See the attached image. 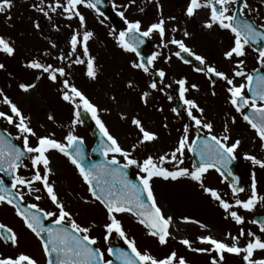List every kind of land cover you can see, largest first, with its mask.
<instances>
[{
    "label": "snow or ice",
    "instance_id": "obj_1",
    "mask_svg": "<svg viewBox=\"0 0 264 264\" xmlns=\"http://www.w3.org/2000/svg\"><path fill=\"white\" fill-rule=\"evenodd\" d=\"M101 2L102 0H53L51 4L47 5V10L41 6L43 0H41V4L32 5L36 11L42 13L49 20H51L49 13H57L59 10V14L65 20L71 21L75 18L78 21V29L73 30L68 40L70 51L66 56L61 53L55 59L63 63L71 58L68 64L69 68L72 64H85V75L91 80L97 78L95 60L90 55L88 48V41L93 38L94 33L88 30L86 17L80 8L90 9L99 16L102 13L99 12L97 6ZM232 5H236V7L232 8ZM12 6V0H0V13H6ZM113 7L116 6L113 5ZM157 8H161V5L157 4ZM246 8H249L247 0H187L184 9V15L189 18L198 10L207 9L208 17L204 27L212 29L216 26L232 34V45L223 53L225 60L232 61L234 57L236 58L231 75L207 64L205 58L195 54L183 40L174 37L166 39V22L163 18L142 28L141 21L129 20L124 12L120 11L117 12V15L126 27L118 34H115L114 30H110L109 35L113 36L117 47L123 52L135 53L137 60L131 63L133 69L145 74H150L151 70L159 78L160 84H163L166 77V72L163 69L154 68V62L160 53L153 52L145 62L138 51L139 46L145 42L144 38L150 39L153 33H157L160 38L159 47L166 48L168 45H174L178 51L173 52L172 55L185 64H188L189 60L185 59L182 54L193 57L199 62V65L205 66L197 67L194 71L203 72L209 78L211 86L215 85L216 80L223 81L227 85V102L255 132L261 142V147L264 148V76H254L253 73L246 72L244 70L245 61L239 59L246 56V46L264 41V17H260L261 22L258 25L250 22L244 18V9ZM6 19H11V17L6 16ZM168 19L175 20L176 17L170 16ZM33 26L37 30L40 29L39 22L34 21ZM66 26L70 27V25ZM52 27L59 31L57 25L53 24ZM171 31L175 33L177 28L172 27ZM188 35L187 32L184 33L185 37ZM49 43L52 48L57 47L52 41ZM81 48L85 59H81L80 55L74 56ZM253 51L257 52V63L264 66V46L253 48ZM0 53L8 57L15 54L13 45L3 37H0ZM44 55H48V53L45 52ZM169 59L170 57H166L165 62L167 63ZM4 67L3 64H0V69ZM24 67L39 73L35 77L37 81L46 75L47 79L55 84L58 77L66 75L65 67L41 63L36 59L28 61ZM213 77L216 80L212 79ZM236 77L242 78L245 83L236 84L234 82ZM254 80L255 85H253ZM174 82L178 85L179 99L184 105L183 111L191 123L183 125L177 146L170 153H164L157 158L148 155L142 160L135 158L133 153L139 146L157 140V134L146 129L141 120L134 117L131 123L138 129L140 135L131 150L125 149L100 119L98 115L100 110L97 106L82 91L70 84L68 79L62 80L60 98L73 108V119L70 126L72 130L68 131L62 141L55 139L52 133L37 135L33 127L30 126V118L26 117L18 105L3 91H0V104L6 108V110H0V120L5 121L16 130L15 136L7 131L0 134V172H7L12 176L10 188L0 180V204L11 206L23 226L37 238L45 264H114L113 259H106L101 248L96 247L98 238L91 233L97 225L94 222L88 225L78 223L59 199L54 185L49 179L52 172L51 160L48 156L50 151H55L67 158L68 162L76 169L82 182L87 185L92 200L102 205L105 210V223L102 225L104 244H110L111 237L115 234L127 246V251L119 247L109 246L107 248L108 256L114 257L116 261H119V264H187L186 259L182 256L178 257L175 251H171L163 258L154 257L148 251H140L135 240L128 237L121 220L117 218L119 214H130L138 224L143 226L149 236L156 239L160 246H165L168 243L172 217L165 216L163 209L157 203L152 187L154 178L165 181L190 179L199 185L204 194L218 203L219 208L225 214V219L230 218L236 225H243L245 219L238 211L233 210L234 208L250 212L257 205L258 200L264 202V197H258L254 172L251 176L250 195L247 199L239 198V193L244 192L245 189L238 186L237 177L232 175L228 165L237 158L236 152L241 141L232 139L229 124L227 122L224 124L220 135L213 134V124L204 118V109L195 100L186 97L189 88L198 91V85H189L185 78L177 79ZM127 86L131 88L132 82L129 81ZM18 87L22 92L27 93L30 89L35 88L36 84L20 83ZM166 87H170V85L158 87L156 79L148 84V88L160 92H164ZM245 88L251 93L250 96L245 95ZM212 95H216L214 90ZM148 96L149 92L144 91L140 95V100L147 104ZM168 98L172 99L171 96ZM113 99L115 98L113 97ZM81 108L91 115V119L99 130L98 150L104 157L102 162L90 163L88 167L84 165L86 153L82 147L83 139L74 134V128L80 121L79 109ZM245 109L247 110L245 111ZM157 110L162 111V109ZM171 111L179 115L176 107H173ZM194 111L200 115H195ZM48 119L51 120L53 117L50 115ZM121 119H125V117L121 115ZM231 123H236L235 117H232ZM192 127L196 129L197 138H190L189 130ZM201 130L206 131L204 139H199ZM33 137L36 140L34 145L30 142ZM12 140H20L22 148L13 144ZM185 149L188 152L196 153L200 159L199 164H194L191 169L179 167L183 163L182 157ZM25 158L30 161L33 173L30 178L17 174L22 166L28 167V165L22 164ZM244 159L251 161L254 166L264 169V159L247 153L244 154ZM167 163H172L173 169L165 167L164 165ZM133 167L137 169L136 182L128 177L127 170ZM209 170H215L221 176L227 173V176L231 177L228 187L231 190L233 202L224 199L216 189L205 186L204 177ZM37 184L42 187H35L34 185ZM22 189H27L30 195L41 191L46 192L55 210H45L36 203L24 204L25 194ZM34 199L39 201L41 196L34 195ZM183 219L185 222L198 223L187 217ZM45 221L49 223H45ZM250 223L258 225L259 231L264 233V220L252 219ZM200 227L204 228L205 225L200 224ZM241 237L247 238V242L243 246L239 244ZM228 239L231 240L230 244L225 242ZM0 240L10 243L12 247L19 245L18 234L3 223H0ZM197 240L207 247H192L188 239H181L179 243L192 252H214L215 256L212 257L210 264H222L225 253L241 257L243 264H264V258H254L256 251H264V239L251 230L245 231L241 228L237 236L227 233L223 240L216 239L210 234L199 236ZM0 264H39V262L21 252L15 256L0 258Z\"/></svg>",
    "mask_w": 264,
    "mask_h": 264
},
{
    "label": "rangeland",
    "instance_id": "obj_2",
    "mask_svg": "<svg viewBox=\"0 0 264 264\" xmlns=\"http://www.w3.org/2000/svg\"><path fill=\"white\" fill-rule=\"evenodd\" d=\"M107 1L112 7L113 5L116 6L115 8L113 7L116 12L123 11L129 20L141 21L142 28H146L149 22L158 21V19L155 21H151L150 18L147 21L144 19L141 12L142 7H144L142 0ZM255 1L259 4H264L263 0ZM12 2L13 6L10 10L6 13H0V37L8 40L15 48V54L12 57L0 53V64L5 66L0 69V91H3L18 105L23 114L30 118V126L33 127L37 135L42 136L52 133L55 139L62 141L68 131L72 130L70 126L73 119V108L60 98L62 80L68 79L70 84L82 91L97 106L100 110L98 112L100 119L125 149L131 150L132 145L137 143L140 135L138 129L131 123L134 117L140 119L146 129L157 134V140L141 145L136 149L133 153L135 158L142 160L148 155L157 158L164 153H170L177 146L183 125L191 122L188 120L186 113L176 115L171 111L174 105L173 101L169 100L168 97L178 93V85L174 81L180 79V73H187L191 70L172 55L173 52L177 51L176 49L174 50L170 45L166 48L159 47L160 56L157 58V69H163L166 72V77L163 84L158 85V87H163L164 85H170V87H166L164 92L152 90L148 88V84L152 80L145 77L142 71L141 74L139 70L131 67V63L135 61V56L118 48L113 36L109 35L110 30H114V33L118 34L119 31L126 27L121 18L117 15L118 27L113 28L96 12L81 7L80 11L86 17L88 30L94 33L93 38L88 41V48L90 55L95 60L97 78L91 80L85 75V64H72L69 68L68 64L71 58L63 63L55 59L61 53L66 56L70 51L68 40L73 30L78 29V21L75 18L71 21L65 20L58 10L57 13H49L51 17V20H49L32 7L33 4H41V0H12ZM52 2L53 0H43L41 6H44L47 10V5ZM6 16H10L11 19H6ZM34 21L39 22V30L43 31L37 37L38 42H34L30 37H23L19 33V27L24 23L31 25L32 29L37 30L33 26ZM53 24L58 26L59 31L53 29ZM66 25H70V27ZM171 38H173L172 32L166 36V39ZM151 39L155 45L156 42L154 40L157 41L158 46L160 45V38L157 33H153ZM212 40V37L210 39L203 38L201 41L198 39L195 43L196 52L198 54L206 53V48L210 47ZM49 41L55 43L57 47L52 48ZM217 46L219 47V45ZM215 48L213 46L214 50ZM45 52L48 55H44ZM82 53L83 50L81 48L74 56L80 55L81 59H85ZM223 53L220 58L218 57L213 61L209 60L208 64L219 71L231 75L236 58H233L234 61L225 60ZM246 53L244 60H248V56H250L248 51ZM166 57H170L167 63L165 62ZM32 59H36L41 63L65 67V77H58L55 84L49 81L46 75L37 81L35 77L39 73L36 70L24 67ZM73 73L77 78V82L70 80ZM184 78L189 85H198L199 90L194 91L189 88L186 97L195 100L204 109V118L213 124V134L220 135L224 124L227 122L231 129L232 139H240L241 141L240 147L236 152V160L242 165L238 167L237 173L243 177V188L245 191L239 193V198L247 199L250 195L253 172L256 175L258 197H264V169L254 166L251 161L244 159L245 153L264 159V148L261 147V142L255 132L227 102V85L223 81H217L214 86H211L210 80H207L203 75L193 76L187 74ZM129 81L132 82L131 88L127 86ZM234 82L236 84L245 83L240 77L234 78ZM20 83H35L36 87L25 93L19 89L18 85ZM213 90L216 93L215 96L212 95ZM144 91L149 92L147 104L140 100V95ZM244 93L246 95V88ZM157 109H162V111ZM0 110H6L5 106L0 104ZM194 114L200 115L195 113V111ZM50 115L53 117L51 120L48 119ZM121 115L125 119H121ZM232 117L236 118L235 124L231 123ZM0 128L13 136L16 135L15 128L3 120H0ZM196 133L194 127L190 128V138H194ZM200 133L206 135L205 130H201ZM74 134L83 139L88 151L92 148L94 138L90 134V130L80 122L75 126ZM16 141L22 147V142L20 140ZM30 142L34 145L36 143L35 138H31ZM48 156L54 168L49 179L54 185L59 199L78 223L88 225L94 222L97 225L91 234L98 238L96 247H100L105 257L110 259L107 254V248L116 244L124 245V243L113 234L110 244H104L102 225L105 223V210L102 205L92 200L86 185L83 184L75 168L68 162L66 157L55 151H50ZM182 159L183 163L179 167H187L189 169L193 167L194 164L187 149H185ZM23 165H28V167L22 166L17 174L30 178L33 174L30 161L27 159ZM164 166L170 170L174 167L172 163H167ZM130 172L135 177L137 169L134 167L130 168ZM204 184L216 189L224 199L233 202L228 183L215 170H209L205 174ZM34 186L42 187L39 184ZM152 187L157 203L163 209L164 215L172 217L169 228L170 236L165 246H160L155 238L149 236L143 226L138 224L130 214H119L117 217L121 220L128 237L135 240L138 249L142 252L148 251L154 257L163 258L171 251H175L178 257L182 256L186 259L187 264H210L212 257L215 256L214 252H192L181 245L179 241L188 239L192 247H207L200 244L197 237L210 234L216 239H225L227 233L237 236L241 228L245 229V231L251 230L264 239V233L259 231V227L250 223L254 216H264V202L258 200L257 205L250 212L234 208L233 210L238 211L245 219L243 225H236L230 218L225 219V214L219 208L218 203L213 201L210 196L204 194L199 185L190 179L181 178L177 181H165L160 178H154ZM22 191L25 194L24 200L27 203L36 201L45 210H55L46 192L41 191L30 195L27 189H22ZM37 194L41 196L39 201L34 199V195ZM185 217L198 223L185 222L183 219ZM220 222L223 223L222 227ZM0 223L11 227L20 237L26 239V230L19 224L15 211L6 204H0ZM185 223H187L186 229L182 230V225H185ZM200 224L205 225L204 230L200 227ZM246 242V237H241L239 240L240 246H243ZM10 254V249L5 247L0 240V258ZM224 255L225 258L222 264H243L239 256L227 253ZM254 258H264V251H256Z\"/></svg>",
    "mask_w": 264,
    "mask_h": 264
},
{
    "label": "flooded vegetation",
    "instance_id": "obj_3",
    "mask_svg": "<svg viewBox=\"0 0 264 264\" xmlns=\"http://www.w3.org/2000/svg\"><path fill=\"white\" fill-rule=\"evenodd\" d=\"M144 7H142V14L144 19L146 21L150 18L151 21H155L156 19L163 18L165 20V27H166V36L170 35V32L172 27H176L177 31L173 33V37L179 40H183L184 43L193 50V52L197 55H201L205 58L207 64L210 62L209 60H214L216 58H220L222 56V53L226 51L231 45L233 41V36L230 32L227 30H221L218 27L214 26L212 29H207L204 27L205 22L207 21L208 17V10L207 9H200L194 14L191 18L184 15V9L187 3V0H142ZM264 1V0H263ZM247 3L249 5V8L244 9L245 17L250 22H254L255 24H260V17H264V4H259L255 0H247ZM157 4L161 5V8H157ZM232 8H235L236 5H232ZM110 8L113 9V7L110 5ZM115 10V9H114ZM174 16L176 17L175 20H169L168 17ZM151 24V22L147 23V26ZM187 32L189 35L187 37L184 36V33ZM212 39L210 42V47L206 48V53L203 52L197 53L196 52V41L199 39L200 41L204 39ZM148 41H150L152 48L150 50H147L146 54H152L153 52L159 51V46L156 40V45L152 42V39L147 38ZM258 46H262L261 42L257 43ZM219 45V47L217 46ZM174 50L176 47L174 45H170ZM212 46V47H211ZM213 46H215V50L213 49ZM178 51V49H176ZM246 51L250 53V56H248V60H244V57L240 58L243 59L245 62L244 64V70L248 73H253L254 70H261L260 72L264 73V66H261L257 63V52L253 51L251 45L246 46ZM175 59H177L175 57ZM180 63H182L184 66L190 68V72H183L180 73L179 78H184V76L193 75H203L207 80L209 78L203 73V72H196L194 71V68L190 64L183 63L180 59H177ZM234 61V60H232ZM212 63V62H211ZM205 67V66H203ZM154 68L157 69V60L154 62ZM141 72V71H140ZM142 74V72H141ZM145 77L153 80L158 77L155 76L154 72L150 70V74H145ZM158 85H162L159 83V80H157ZM175 95H179L178 93ZM181 113H185L184 111L179 112V115ZM29 203H36V201L29 202ZM24 204H27V202L24 200ZM37 204V203H36ZM39 205V204H38ZM19 224L23 226L22 221L18 218ZM46 223H49L46 221ZM23 228L26 230L25 234H27L26 239L19 237V245L17 247H12L10 249L11 254L8 256H15L19 253L23 252L33 258H35L39 264H45V260L43 257L42 250L40 248L39 241L37 238L28 231L24 226ZM106 258V257H105ZM108 259V258H106Z\"/></svg>",
    "mask_w": 264,
    "mask_h": 264
},
{
    "label": "water",
    "instance_id": "obj_4",
    "mask_svg": "<svg viewBox=\"0 0 264 264\" xmlns=\"http://www.w3.org/2000/svg\"><path fill=\"white\" fill-rule=\"evenodd\" d=\"M97 8H98L99 12L102 13V16H103L105 19H107V20H108V21H109L114 27L117 26V17H116V15H115V13H113V12H111V11L109 10V8H108V4H107L106 0H102L101 4L98 5ZM144 39H145V38H144ZM261 43H262V46H264V41H261ZM147 46H148V44H147V42L145 41L144 44L140 45L139 48H138V51H139L141 57L144 58V61H145V62L147 61V56H145V55L143 54V50L146 49ZM254 48H255V46H254ZM256 48H257V47H256ZM184 58L187 59V60H189V63H191L194 67H196V68H197V67H200L199 64H198V62H197L193 57H188L186 54H184ZM254 76H264V73H263V72L260 73L259 71H257V72L254 73ZM214 80H216V79H214ZM253 85H255V80L253 81ZM248 94H249V96L251 95V93H249V92H248ZM175 107L178 109V111H181L182 108H183V107H182V104H181V101H180L179 98H177V97L175 98ZM246 110H247V109H245V111H246ZM80 122H81L84 126H86V127H88V128H91V134H92V135L94 136V138H95V144H94V146H93V148H92V150H91L90 153H88V152L86 151V148H85L84 144L82 145V147H83V149H84V151H85V153H86V159H85V161H84V165H85V167H88L90 163H99V162H102V161L104 160L103 155H102V154L99 152V150H98V146H99V142H100V133H99V130H98V129L96 128V126L94 125V123H93V121H92V119H91L90 114L84 112V110H80ZM3 132H4V131H2V130L0 129V134H2ZM205 137H206L205 135H203L202 133H199V139H204ZM195 138H197V136H196ZM11 142H12L13 144H15L17 147H20V146H18V144H17L14 140H12ZM190 153H191V156H192V159H193L194 163L198 165L199 162H200L199 157H198V156L196 155V153H194V152H190ZM91 157H92L93 159H91ZM25 159H26V158H25ZM25 159H23V161H24ZM23 161H22V162H23ZM239 166H241V164H239L236 160H234V161H232V162L228 165V168L231 170L232 175H234V176L237 177L238 186H239V187H243V177L240 176V175L237 173V168H238ZM127 172H128V177H129V179H130V180H133L134 182H136V181H135V178H133L132 175L130 174V171L127 170ZM0 174L4 177V180H2L1 178H0V180H2V181L4 182V185H5L6 187H9V188H10V187H11L12 176H11L9 173H7V172H0ZM219 174H220V173H219ZM220 175H221V174H220ZM222 177H223L224 180H226V181L228 182V184L231 183V177L227 176V173H225L224 176H222ZM253 219H256V220H264V217H263V216H255ZM2 241H3V240H2ZM3 243H4L5 245L11 247L10 243L5 242V241H3ZM113 247H114V248H115V247H119V248H122V249H124L125 251H127V247H125V246L116 245V246H113ZM112 259L114 260V264H119V261H116V260L114 259V257H112Z\"/></svg>",
    "mask_w": 264,
    "mask_h": 264
},
{
    "label": "bare ground",
    "instance_id": "obj_5",
    "mask_svg": "<svg viewBox=\"0 0 264 264\" xmlns=\"http://www.w3.org/2000/svg\"><path fill=\"white\" fill-rule=\"evenodd\" d=\"M20 30H19V33L21 34V36L23 37H30L33 39L34 42H38V36L40 34L43 33V31L41 30H34L31 28V25L27 24V23H24L21 27H19ZM72 82H77V78L75 77V74L73 73L72 76H71V79H70ZM52 165V170L54 169L53 168V164ZM222 222H220V226L222 227ZM186 226H187V223H185V225H182V230L186 229ZM204 230V228H202ZM224 238H222L221 240H223ZM226 243H231V240L228 239L225 241Z\"/></svg>",
    "mask_w": 264,
    "mask_h": 264
}]
</instances>
